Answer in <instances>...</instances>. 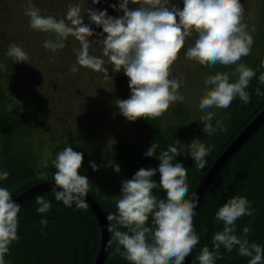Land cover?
Masks as SVG:
<instances>
[{
  "label": "clouds",
  "instance_id": "clouds-1",
  "mask_svg": "<svg viewBox=\"0 0 264 264\" xmlns=\"http://www.w3.org/2000/svg\"><path fill=\"white\" fill-rule=\"evenodd\" d=\"M183 7L171 0H119L112 4L115 10L122 11V16L113 17L107 10L82 8L79 3L69 4L63 18L42 15L32 0H26L24 14L28 17V27L35 32L51 34L43 41V47L52 52L65 47L66 39L71 36L79 42L75 49L76 65L104 73L108 78V68L104 67L107 57L114 72L123 70L128 77L130 95L127 99L114 101L119 113L128 121L139 117L146 119L160 116L171 103L183 102L179 89L184 83L183 75L172 76L170 66L177 58L178 51L184 45L186 37H192V43L186 47L183 55L188 60H195L201 65H234L230 80L227 72L209 73L203 77L205 85L198 97L197 106L202 110L210 108H228L235 98L244 104L250 96L246 90L256 76V70L243 63H237L242 56L250 53L253 38L242 22L244 8L241 0H179ZM93 5L99 0H91ZM129 4L137 5L129 8ZM87 13L89 24L83 21ZM95 24L102 29L99 34L103 39L102 56L89 51L95 33L90 27ZM106 34V35H104ZM5 55L14 63L28 62L27 52L15 43L8 46ZM73 65L70 71L78 68ZM264 67V60L261 61ZM5 64L0 62V71ZM264 85V72L257 77ZM257 95H264L260 89ZM212 112L201 117L202 131L208 136L218 130L223 132L225 125L217 119L215 126L210 121ZM179 146H186L197 169H203L205 157L210 154L212 145H205L200 139L192 137L187 144L173 139L166 149L158 154L155 142L143 153L146 157L155 154L159 161L156 167L140 168L131 177L121 181L120 194L115 202L116 212L109 213L107 220L111 244L116 243L114 251L130 264H182L186 255L198 244L200 237L195 232L193 217L197 204L196 194L186 198L189 186L186 180L187 170L184 164L175 159ZM83 154L72 147H65L51 159L55 171L51 175L54 199L65 207L86 209L85 196L89 192V179L80 173ZM93 171L98 165L89 162ZM115 172L120 167L113 161ZM44 167H47L45 162ZM159 173V183L155 175ZM38 176L47 179L46 172ZM9 173L0 169V181L8 178ZM159 186L164 197L153 194ZM37 213L45 214L51 208V201L42 195L35 197ZM20 205L12 199L7 187L0 186V264H5V256L10 245L17 240L18 213ZM254 209L251 202L243 196L229 197L215 212V218L222 223V230L212 236V250L207 245L200 248L196 259L198 264H215L219 259L221 246L232 252L248 257L247 264H264V246L250 242L247 238L249 229L244 227L242 235H237L236 221L242 216H251ZM150 221V222H149ZM41 226L47 225L46 216L41 218ZM125 229L121 231L120 229Z\"/></svg>",
  "mask_w": 264,
  "mask_h": 264
},
{
  "label": "trees",
  "instance_id": "trees-1",
  "mask_svg": "<svg viewBox=\"0 0 264 264\" xmlns=\"http://www.w3.org/2000/svg\"><path fill=\"white\" fill-rule=\"evenodd\" d=\"M261 1L263 28L251 34L254 41L253 48L248 55L242 56L237 62L256 70V76L252 78L246 89L250 96L249 102L244 104L239 98H235L228 108H220L219 114L212 118L210 123L213 126L217 119L222 120L225 130L223 132L218 130L210 136L203 134L202 142L206 146L212 145L210 154L205 157L207 162L203 169L195 167L193 158L184 152L186 146H179L180 154H177L175 159L180 160L187 170L186 180L189 190L186 198L195 194L216 160L264 110V95H257L255 92L259 88L261 93H264V85H260L257 80L259 74L264 72V67H261V61L264 60V0ZM234 67V65H205L209 73H229L230 80L236 79L231 75ZM1 81L0 73V169L7 171L9 176L6 180L0 181V186L7 187L14 200L38 184L51 182V175L55 171L51 159L65 147H72L83 154L79 171L89 179L88 193L99 202L107 216L109 213H115L117 196L107 189L102 180L95 179L94 171L87 164L83 148L76 139L71 138L57 145L47 162V167H44L45 162L41 161V155L34 152L35 143L31 139L35 131L42 127V105L34 100L28 103L22 112L18 113L10 109L8 100L4 97L5 87ZM173 114L176 122L166 129L162 124L164 118L162 114L149 119L142 118L140 127L147 135L144 151L128 141H119L116 144L117 162L119 161V165L127 171L130 179L140 168L158 165L159 161L155 154L152 157L143 155L152 142L158 145L156 150L158 154L172 144L176 136L183 144L188 141L189 137L185 133L180 131L179 134L176 131L189 123L185 109L181 104H176ZM38 172H46L48 178H41L37 175ZM153 179L159 183V173ZM152 191L161 198L165 195L159 186ZM38 195L51 201L52 206L45 214L36 212L38 205L35 197ZM232 196L246 197L254 209L251 216H242L236 221L237 235H242V229L247 227L248 240L264 246V123L219 171L204 193L193 225L200 239L191 251L192 264H198L196 257L202 246L207 245L212 250V236L222 230V223L216 220L215 212ZM44 216L47 218V225L42 228L40 221ZM110 223L114 222L109 221ZM17 235L19 238L10 245L9 252L5 256V264H94L100 252L102 229L89 205L86 209H76L75 205L71 208L65 207L62 202L54 199L51 190H46L20 204ZM115 248L116 243L113 241L104 264H130L114 251ZM218 255L220 258L215 264H247L249 259L240 256L236 248L228 252L223 246L219 248Z\"/></svg>",
  "mask_w": 264,
  "mask_h": 264
},
{
  "label": "rangeland",
  "instance_id": "rangeland-1",
  "mask_svg": "<svg viewBox=\"0 0 264 264\" xmlns=\"http://www.w3.org/2000/svg\"><path fill=\"white\" fill-rule=\"evenodd\" d=\"M118 2L99 0V3L93 5L91 0H32L42 15H52L58 19L64 17L69 4L75 3H79L82 8L106 9L107 14L113 17L122 16V11L110 7ZM171 2L183 7L179 0ZM241 3L244 8L242 22L246 24L247 31L250 34L259 32L263 28L262 1L241 0ZM25 6L26 0H0V62L5 64L0 73L8 106L19 113L28 103L34 100L40 102L43 123L31 139L35 143L34 152L41 155V161L48 162L55 147L62 141L76 139L83 148L87 164L93 161L98 165L94 171L95 179L102 180L107 189L119 198L121 181L130 178L117 162L115 146L119 141H128L144 151L147 142L146 132L140 127L143 117L128 121L114 103L116 99H127L130 95L128 77L123 70L114 72L107 57L103 58L104 67L108 68V78L102 72L76 65L74 50L80 45L71 36L66 39L63 49L56 52L45 49L43 41L50 39L51 34L35 32L28 27ZM136 6L129 4L128 7L131 9ZM83 21L89 24L87 13L83 14ZM90 27L95 34L89 38L92 40L89 51L102 56V45L98 42L103 39L99 35L102 29L95 24H90ZM192 39L186 37L177 58L170 66L172 76L184 77V83L179 89L184 100L169 105L162 113V124L165 129L175 124L173 109L176 104H181L189 123L176 131L179 134L180 131L185 133L189 139L196 137L202 142V136L206 133L202 131L203 122L198 119L206 116L207 112H212L215 117L220 108L202 110L197 106L198 97L205 87L203 77L209 72L205 65L184 57L183 52L191 45ZM12 43L20 45L27 52L28 62L14 63L5 55ZM73 65L77 66L78 71H70ZM176 140H179L177 136ZM110 161L119 165L120 172L113 170Z\"/></svg>",
  "mask_w": 264,
  "mask_h": 264
},
{
  "label": "water",
  "instance_id": "water-1",
  "mask_svg": "<svg viewBox=\"0 0 264 264\" xmlns=\"http://www.w3.org/2000/svg\"><path fill=\"white\" fill-rule=\"evenodd\" d=\"M264 123V110L238 135V137L226 148L223 154L216 160V162L212 165V167L207 172L206 176L200 183L198 189L196 190V200L197 204L195 206V215L193 217V225L196 216V212L199 206V203L212 183L215 177L218 175L219 171L226 165L227 162L241 149V147L245 144V142L253 135V133ZM53 182H46L38 184L24 193L20 194L17 198L14 199V202L17 204H22L28 198L46 190H51ZM86 203L92 208L94 213L96 214L100 227L102 229V240L100 252L96 258L94 264H104L108 251L110 248V244L108 241L111 238V233L107 230V225H109V221L107 220V215L99 204V202L91 196L89 193L85 196ZM182 264H192L191 253L185 256Z\"/></svg>",
  "mask_w": 264,
  "mask_h": 264
}]
</instances>
